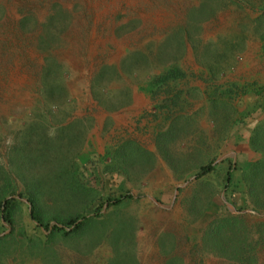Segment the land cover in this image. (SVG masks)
<instances>
[{
	"label": "rangeland",
	"instance_id": "374dc122",
	"mask_svg": "<svg viewBox=\"0 0 264 264\" xmlns=\"http://www.w3.org/2000/svg\"><path fill=\"white\" fill-rule=\"evenodd\" d=\"M256 203L264 0H0V264H264Z\"/></svg>",
	"mask_w": 264,
	"mask_h": 264
},
{
	"label": "trees",
	"instance_id": "16d2710c",
	"mask_svg": "<svg viewBox=\"0 0 264 264\" xmlns=\"http://www.w3.org/2000/svg\"><path fill=\"white\" fill-rule=\"evenodd\" d=\"M261 163V162H259ZM258 170L259 168L257 166H255V170ZM214 171V168L212 165H208L204 168L201 169L200 173L197 175V178H202L210 173H212ZM230 173L228 174V181L230 180ZM230 182V181H229ZM228 182V183H229ZM230 185V184H229ZM228 186V185H227ZM252 192V190H251ZM254 196V195H253ZM29 203L33 206V210H32V214H31V217L33 220H35L36 222H38L40 225H43V220H44V217H43V214L41 213V208H40V205L38 204V202L35 201V199H29ZM121 203V200L119 201H116L115 204H120ZM11 203L10 201H7L6 204H5V209L8 211L9 207H10ZM257 207L259 209H261V207L264 206V203L261 205L259 203H256ZM78 218H75V219H69V221H62V226L64 227H74V229L72 230V232H79L82 230V226H84V224H80L78 223ZM58 230V229H56ZM59 231V230H58Z\"/></svg>",
	"mask_w": 264,
	"mask_h": 264
},
{
	"label": "crops",
	"instance_id": "0c3cea01",
	"mask_svg": "<svg viewBox=\"0 0 264 264\" xmlns=\"http://www.w3.org/2000/svg\"><path fill=\"white\" fill-rule=\"evenodd\" d=\"M151 104L152 103H150L149 105H151ZM89 174H91V173H89ZM85 175L88 177V174L87 173ZM87 177H83V178H87ZM80 180L82 181V183H84L83 180H82V178H80Z\"/></svg>",
	"mask_w": 264,
	"mask_h": 264
}]
</instances>
